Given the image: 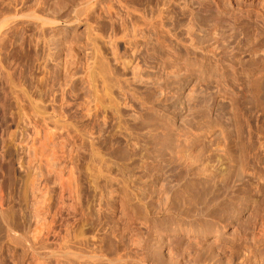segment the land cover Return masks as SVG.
<instances>
[{"label": "rangeland", "instance_id": "1", "mask_svg": "<svg viewBox=\"0 0 264 264\" xmlns=\"http://www.w3.org/2000/svg\"><path fill=\"white\" fill-rule=\"evenodd\" d=\"M11 1L0 0L3 214L29 224L47 202L65 215L61 198H79L90 221L103 218L112 248L139 228L153 246L162 236L159 264H166L165 251L183 264L194 249L200 252L193 264H214L216 245L231 248L224 264H264V237L247 243L250 249L240 239L264 216V160L252 165L253 153L246 152L251 165L241 163L251 137L264 134V113L248 79L263 72L264 0ZM77 10L107 62L98 80V117L85 79L78 80L86 29L67 28ZM71 30L79 32L75 46ZM66 43L70 56L66 47L53 48ZM58 64L67 66L63 74ZM0 230V255L11 264L15 243Z\"/></svg>", "mask_w": 264, "mask_h": 264}, {"label": "bare ground", "instance_id": "2", "mask_svg": "<svg viewBox=\"0 0 264 264\" xmlns=\"http://www.w3.org/2000/svg\"><path fill=\"white\" fill-rule=\"evenodd\" d=\"M4 1V0H2ZM14 1V0H13ZM11 1V2H13ZM20 1V0H19ZM47 1V0H46ZM73 1V0H72ZM102 1V0H101ZM235 1V0H234ZM25 2V0H24ZM35 2V0H34ZM48 2V1H47ZM53 2V1H52ZM63 2V1H62ZM6 3V2H5ZM16 3V2H15ZM30 3V2H29ZM59 3V2H58ZM65 3V2H64ZM79 3V2H78ZM81 3V2H80ZM88 3V2H87ZM96 3V2H95ZM61 4V3H60ZM14 5V4H13ZM17 5V4H16ZM15 5V6H16ZM20 5V4H19ZM27 5V4H26ZM32 5V4H31ZM43 5V4H42ZM76 5V4H75ZM1 6V5H0ZM10 6V5H8ZM25 7V5L23 4L22 7ZM49 6V5H48ZM56 6V5H55ZM54 6V7H55ZM63 6V5H62ZM73 6V5H71ZM7 4L5 7L6 8ZM18 7V5L16 6ZM28 7V6H27ZM74 7V6H73ZM31 8V7H30ZM41 8V7H40ZM58 8V6H57ZM65 8V7H64ZM93 8V7H90ZM102 8V7H101ZM109 8V7H108ZM11 9V8H9ZM43 9V7H42ZM45 9V8H44ZM59 9V8H58ZM89 9V8H88ZM86 9V11L88 10ZM4 10V9H3ZM22 10V8H21ZM73 10V8H72ZM90 10V9H89ZM93 10V9H92ZM91 10V11H92ZM218 10V9H217ZM229 10V9H228ZM12 11V10H9ZM8 11V14H10L11 12ZM39 11V10H38ZM41 11V10H40ZM57 11V10H56ZM110 11V10H109ZM6 12V11H5ZM14 12V10H13ZM16 12V11H15ZM14 12V13H15ZM19 12V11H18ZM37 12V11H36ZM45 12V11H44ZM90 12V11H89ZM3 13V12H2ZM41 13V12H40ZM43 13V12H42ZM47 13V12H46ZM72 13V12H71ZM74 13V12H73ZM83 13V12H82ZM226 13V12H225ZM4 14V13H3ZM49 14V13H48ZM67 14V13H66ZM81 14V12L78 13V10L75 12V17L73 20H67V28L69 27L70 29H72L74 31V27L78 25V29L84 27V29H86V37H87V41L86 44H84L85 46H81L79 45V47H82L83 52H84V56H85V60H86V64L84 65V70H83V75L80 77H78L80 81H82L83 79H85L86 81V85L88 86V90H90L88 93V95L91 96L92 99V105H94L93 109H95L94 113L96 115V117H98L99 111H97L99 105H100V96H99V89H98V80L100 79L101 76H103V74L106 73V66H107V62L105 60V56L102 52V47L100 45L99 42V38L97 35H95L92 31H91V27H89L88 24L82 23L79 21L78 19V15ZM221 14V13H219ZM5 15V14H4ZM43 15V14H42ZM82 15V14H81ZM2 16V15H1ZM15 18L18 16H16V14H14ZM49 15H47L48 17ZM80 16V15H79ZM13 17V16H11ZM20 17V16H19ZM46 17V16H45ZM51 17V15H50ZM58 17V16H57ZM154 17V16H153ZM224 17V16H223ZM222 17V19H224ZM14 18V17H13ZM33 18V17H32ZM35 18V17H34ZM88 18V17H87ZM86 18V19H87ZM101 18V17H100ZM5 19V18H4ZM19 19V18H18ZM56 19V18H55ZM61 19V18H60ZM89 19V18H88ZM152 19V18H151ZM221 19V18H220ZM13 20V19H12ZM42 20V19H41ZM62 20V19H61ZM90 20V19H89ZM88 20V21H89ZM95 20V19H94ZM149 20V19H148ZM14 21V20H13ZM31 22V21H30ZM43 22V21H42ZM52 22V21H51ZM5 23V22H4ZM12 23V22H11ZM15 23V22H14ZM54 23V22H53ZM56 23V22H55ZM88 23V22H87ZM3 24V23H2ZM7 24V23H6ZM13 24V23H12ZM9 24V25H12ZM18 24V23H17ZM25 24V23H24ZM31 23H29L30 25ZM37 24V23H36ZM57 24V23H56ZM80 24V25H79ZM155 24V23H154ZM157 24V23H156ZM4 25V24H3ZM16 25V24H15ZM94 25V24H93ZM153 25V23L151 24ZM159 25V24H158ZM164 25V24H163ZM8 26V25H7ZM6 27V26H5ZM11 27V26H10ZM14 27V25L12 26ZM52 27V26H51ZM158 27V26H157ZM195 27V26H194ZM36 28V27H35ZM62 28V27H61ZM150 28V27H149ZM155 28V27H154ZM1 29V27H0ZM15 29V27H14ZM18 29V28H17ZM44 29V28H43ZM48 29V28H47ZM51 30V28H49ZM58 29V27L56 28ZM66 28H63V30H65ZM77 29V28H76ZM196 29V28H195ZM16 30V29H15ZM21 30V29H20ZM53 30V29H52ZM71 30V31H72ZM81 30V29H80ZM149 30V29H148ZM161 30V29H160ZM13 31V29H12ZM55 31V29L53 30V32ZM57 32H59V30H56ZM55 31V32H56ZM62 30L60 29V32ZM70 31V32H71ZM73 31L71 32L70 37L73 36L72 41L75 39L74 35H77L76 33H73ZM168 31V30H167ZM11 32V31H10ZM40 33H42L41 31H39ZM38 32V33H39ZM52 32V34H53ZM68 32V33H70ZM75 32V31H74ZM82 32V31H81ZM85 32V30H84ZM12 33V32H11ZM50 33V32H49ZM67 33V32H66ZM68 33L66 36H68ZM4 34V33H2ZM6 34V33H5ZM8 34V33H7ZM58 35V33H56ZM54 33V35H56ZM61 34V33H60ZM64 34V33H63ZM79 34V32H78ZM161 34V33H160ZM166 34V33H165ZM12 35V34H10ZM49 35V34H48ZM56 35V36H57ZM75 35V36H76ZM164 35V34H163ZM15 36V34L13 33V37ZM41 36V35H40ZM50 36V35H49ZM62 36V35H60ZM58 36V37H60ZM65 36V37H66ZM78 36V35H77ZM3 37V36H2ZM9 37V36H8ZM16 37V36H15ZM22 37V36H21ZM39 37V36H38ZM64 39V36H62ZM61 37V38H62ZM164 37V36H163ZM4 38V37H3ZM6 38V37H5ZM11 38V37H10ZM19 38V37H17ZM48 38V37H47ZM52 38V37H51ZM54 38V37H53ZM81 38V37H80ZM0 39H2L0 37ZM57 40H60L58 38H56ZM67 39H69L67 37ZM65 39V40H67ZM86 39V38H85ZM48 40V39H46ZM52 40V39H51ZM56 40V41H57ZM65 40L63 43H65ZM76 40V39H75ZM84 40V39H83ZM2 41H4V39H2ZM38 41V40H37ZM45 41V40H44ZM53 41V40H52ZM62 41V40H61ZM68 43L71 42V40H67ZM70 41V42H69ZM79 41V40H78ZM6 42V41H5ZM11 42V41H10ZM13 42V41H12ZM11 42V43H12ZM39 42V41H38ZM42 42V41H41ZM49 42V41H48ZM81 42V41H80ZM3 43V42H2ZM46 43V42H45ZM57 43V42H55ZM54 43V44H55ZM40 44V43H39ZM60 44V43H57ZM70 44H74V41L71 42ZM47 45V44H46ZM49 45V44H48ZM67 46L66 44H63L62 47H59V45H55L53 48L60 50L63 52L65 50L64 46ZM77 45V44H76ZM1 46V45H0ZM53 46V45H52ZM71 46L68 44V47ZM75 46V44H74ZM9 47V46H8ZM38 47V46H37ZM48 48V46H46ZM73 47V46H72ZM70 47V49L72 48ZM12 48V47H11ZM44 48V47H43ZM47 48H45V50H47ZM51 48V46L49 47ZM61 48V49H60ZM67 48V47H66ZM69 48H67V50L64 52L66 54V56H70V54L72 52H74L72 49V52L69 54ZM80 49V48H79ZM12 50V49H11ZM50 50V49H49ZM81 50V49H80ZM39 51V50H38ZM48 51V50H47ZM55 50H51V52H53ZM57 52V50L55 51V53ZM59 52V51H58ZM57 52V53H58ZM76 53L79 52L75 51ZM49 53V51H48ZM54 53V52H53ZM56 53V54H57ZM63 53V54H64ZM68 53V54H67ZM9 54V51H8ZM11 54V53H10ZM64 54V55H65ZM79 54V53H78ZM82 54V53H81ZM47 55V54H46ZM52 55V54H51ZM58 55V54H57ZM61 55V54H60ZM45 56V55H44ZM49 56V55H48ZM82 56V55H81ZM80 56V57H81ZM261 56V54H260ZM53 57V56H52ZM61 58V56H59ZM65 57V56H63ZM75 57V56H74ZM79 57V58H80ZM263 57V72L259 73L255 70V72H252L250 75L249 81H250V86L253 89V92L255 93V98L257 100V107L261 108V111L264 113V88H261V84H264V52L262 54ZM41 59V58H40ZM63 59V58H62ZM65 59V58H64ZM74 59V58H73ZM76 59V58H75ZM83 59V58H81ZM48 60V59H47ZM46 60V61H47ZM66 60V59H65ZM50 61V59H49ZM63 62H67V61H63ZM43 63V62H42ZM57 63V62H56ZM60 64V62H59ZM58 64V65H59ZM62 64V63H61ZM67 64H69L67 62ZM49 64H46V66ZM55 65V64H54ZM71 65H73L71 63ZM71 65H68V69L71 71ZM60 66V65H59ZM66 66V65H65ZM65 66H63L65 68ZM78 66V65H77ZM62 67V66H60ZM61 70V73L63 71V68ZM82 67V66H81ZM67 68V66H66ZM207 68V67H206ZM56 69V68H55ZM68 70V71H69ZM76 71V70H75ZM70 72V75H73L74 73H78V72ZM108 72V71H107ZM68 73V72H66ZM65 73V75H66ZM72 73V74H71ZM63 74V73H62ZM69 74V73H68ZM81 74V73H80ZM108 74V73H107ZM68 75V76H70ZM106 75V74H105ZM77 77V74L75 75ZM73 76V77H75ZM73 77H69V81L71 78ZM75 77V78H76ZM60 78V77H59ZM66 80V78H64ZM68 79V78H67ZM77 79V78H76ZM64 80V81H65ZM75 80V79H73ZM76 80V81H78ZM63 81V82H64ZM67 81V83L69 82ZM61 82V80H60ZM72 82V81H70ZM75 82V81H74ZM73 82V83H74ZM66 83V82H64ZM77 83V82H76ZM75 83V84H76ZM81 83V82H80ZM84 83V82H83ZM80 84V85H83ZM56 84H57V80H56ZM235 84L242 86V80L237 79L235 81ZM79 85V84H78ZM85 85V84H84ZM63 86V85H62ZM61 86V87H62ZM67 85L63 86V88H65ZM71 86V85H70ZM83 87V86H82ZM86 87V86H85ZM84 87V88H85ZM57 88V87H56ZM78 88V87H76ZM68 89V88H67ZM63 90V89H62ZM71 90V89H70ZM69 90V91H70ZM66 92V89L63 90ZM84 91V90H83ZM72 92V91H71ZM81 92V91H80ZM61 93V92H60ZM67 93V92H66ZM70 93V92H69ZM78 94V93H77ZM70 95V94H68ZM72 95V94H71ZM70 95V96H71ZM65 95H63L64 97ZM68 96V97H70ZM55 97V96H54ZM100 97V98H99ZM75 98V97H74ZM83 98V97H82ZM64 99V98H63ZM54 100V99H52ZM86 100V99H85ZM90 99H88L89 101ZM70 101V100H69ZM72 101V100H71ZM236 107L238 108V110L240 111L239 107L243 105V103L240 102V99L236 100ZM65 102V101H64ZM63 102V103H64ZM89 102V104L91 103ZM69 103V102H68ZM83 103V102H82ZM86 103V102H85ZM70 105V104H69ZM68 107V106H67ZM73 108V107H72ZM89 108V107H88ZM91 108V107H90ZM89 108V110H90ZM66 109V108H65ZM92 109V111H93ZM252 110L249 109V112H251ZM98 112V113H97ZM55 113V112H54ZM93 113V112H92ZM59 114V113H58ZM88 114V112H87ZM86 114V115H87ZM61 115H64L61 114ZM90 115V114H88ZM94 115V116H95ZM53 117V116H50ZM59 117V116H58ZM61 117V116H60ZM66 117V116H65ZM95 117V118H96ZM54 118V117H53ZM52 118V119H53ZM63 118V117H62ZM61 118V119H62ZM50 119V118H48ZM47 119V120H48ZM55 119V118H54ZM64 119V118H63ZM90 119V118H89ZM60 120V119H59ZM65 120V119H64ZM58 121V120H56ZM55 121V122H56ZM95 121V120H94ZM53 120V123H55ZM97 122V121H96ZM52 123V122H51ZM59 122H57L56 124H58ZM62 123V122H61ZM47 122H46V126H47ZM54 125V124H53ZM64 127H66L68 125V123H63L61 124ZM56 128V126H55ZM252 141V144H250V146L248 147V149L244 150L242 152L243 154V159H242V167L245 166H250L251 162L250 160H248V156L246 154L247 153H253V157L251 158V160L253 161L254 164L252 165H256L258 163H260L262 160H264V134L262 135H258L256 141L254 140L253 136L250 139V143ZM49 143V142H48ZM255 143H257L259 145V147L255 146ZM45 147L46 145L48 146L47 143H44ZM43 145V146H44ZM252 146H253V150H252ZM250 148V150H249ZM249 151V152H248ZM251 157V156H250ZM69 188V187H68ZM67 191V190H66ZM69 193V192H68ZM70 194V193H69ZM51 204H49V202H47V204L45 205L44 208L42 209H38L34 214L29 216L28 222L29 224L26 223H21L20 220L16 217V216H9L6 214H3V212L0 210V223H1V227L4 228V230L7 233V240L9 242H14L15 246H14V250H15V255L14 257L11 259V264H159V262H157V258L160 257L159 255H162V253L164 252V248H163V244L161 243V239L162 236H157L156 237V241L157 244H155V246L151 245L149 242L145 243L144 240L145 238L143 237L141 230L139 228L134 229L132 235H131V239H128L129 241L122 245L120 248H112L108 243H109V235L106 231V229L103 227V218L99 217L96 220L90 221L89 217L86 216L82 210H81V200L79 198H61L60 200V207L63 208V210L65 211V215H60L58 212H51ZM2 207V206H1ZM2 209V208H1ZM59 210V209H58ZM61 210V209H60ZM61 210V211H63ZM103 224V225H102ZM198 225V224H197ZM0 227V228H1ZM85 227H89L87 230H85ZM103 227V228H102ZM2 230V229H1ZM0 230V231H1ZM149 231V230H148ZM200 235L202 237H205L204 235H206L205 233L207 232L205 229H201L199 231ZM148 236L149 235H153L150 234V231L148 232ZM142 235V236H141ZM264 237V216L262 218V223L260 225H255L253 227V229L250 231V234H244L243 237H241L240 239H242L241 241H243V243L245 244L244 247L248 248V246L250 244H257L260 239H262ZM150 237H148L149 239ZM143 239V240H141ZM146 241V240H145ZM242 243V244H243ZM249 243V245L247 244ZM166 247V246H165ZM1 249V248H0ZM166 249V248H165ZM229 250L225 249V248H221V246L216 245L213 246L212 248H210V253L213 257L214 260V264H224V260H226L228 257L231 256V248H228ZM250 249V248H248ZM168 251V250H167ZM191 251V250H190ZM189 251V252H190ZM169 253H167L165 251L167 255L166 257V264H173V260H172V252L171 250L168 251ZM200 252V250H193L191 251L188 255V259H185L186 261L183 262V264H193L194 263V258L192 256H196V254H198ZM234 253V252H233ZM1 254V252H0ZM164 254V253H163ZM2 255V254H1ZM0 255V264H6V260L4 258V255L1 256ZM158 255V257H157ZM163 256V255H162ZM161 256V257H162ZM157 257V258H156ZM165 257V256H163ZM10 262V261H9ZM227 264H231V263H227Z\"/></svg>", "mask_w": 264, "mask_h": 264}]
</instances>
